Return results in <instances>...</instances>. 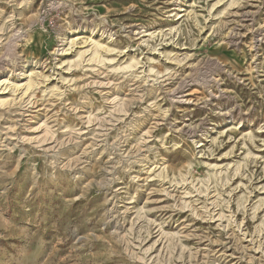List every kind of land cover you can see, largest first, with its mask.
I'll use <instances>...</instances> for the list:
<instances>
[{"label":"rangeland","instance_id":"374dc122","mask_svg":"<svg viewBox=\"0 0 264 264\" xmlns=\"http://www.w3.org/2000/svg\"><path fill=\"white\" fill-rule=\"evenodd\" d=\"M0 264H264V0H0Z\"/></svg>","mask_w":264,"mask_h":264},{"label":"bare ground","instance_id":"6f19581e","mask_svg":"<svg viewBox=\"0 0 264 264\" xmlns=\"http://www.w3.org/2000/svg\"><path fill=\"white\" fill-rule=\"evenodd\" d=\"M151 34H152V32H148V33H146L145 35H151ZM77 38H79V37L76 36V35L71 36V37H70V41H73V40H75V39H77ZM129 65L132 66V64H129ZM32 71H33V70L30 71L29 75L32 74ZM30 80H31V79H30ZM30 85H31V83H30V81H28V83H27L25 86H26V88H28Z\"/></svg>","mask_w":264,"mask_h":264}]
</instances>
